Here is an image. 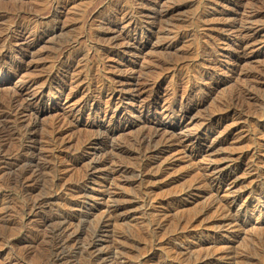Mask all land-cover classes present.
I'll return each mask as SVG.
<instances>
[{"label": "rangeland", "instance_id": "374dc122", "mask_svg": "<svg viewBox=\"0 0 264 264\" xmlns=\"http://www.w3.org/2000/svg\"><path fill=\"white\" fill-rule=\"evenodd\" d=\"M51 1L0 0V97L19 93L18 108L29 105L23 120L35 124L39 164L54 122L67 132L61 137L65 169L45 170L32 192H20L0 174V264H45L48 232L31 221L41 210L29 212L26 204L46 195L54 199L44 214L64 209L74 216L71 228L83 230L76 244L102 223L97 249L110 253L96 264H264V207L256 205L264 199V0ZM20 21L28 30L15 27ZM241 29L257 36L237 59ZM129 43L142 46L140 54ZM113 88L123 97L112 98ZM238 90L247 94L243 101ZM206 120L210 128L201 126ZM152 125L182 142L198 135L200 154L175 143L155 154V168L146 171L144 159L116 152L115 144L130 145ZM106 132L107 151L95 141L73 156ZM106 155V166L95 167ZM164 161L172 164L165 172ZM126 163L133 171H118ZM197 165L212 166L209 177L231 169L228 190L208 192L198 183ZM56 173L61 188L48 193ZM74 181H86L85 196H73ZM230 203L238 221L218 214V205ZM186 217L189 223L180 225ZM36 231L39 240L29 245Z\"/></svg>", "mask_w": 264, "mask_h": 264}, {"label": "bare ground", "instance_id": "6f19581e", "mask_svg": "<svg viewBox=\"0 0 264 264\" xmlns=\"http://www.w3.org/2000/svg\"><path fill=\"white\" fill-rule=\"evenodd\" d=\"M59 0H52L51 1V6H53L54 4L58 3ZM52 8V7H51ZM51 10V9H50ZM253 13V12H252ZM36 14V13H34ZM132 14V13H131ZM251 18V17H250ZM249 18V19H250ZM254 18V17H253ZM15 27L20 26L23 27V29H27L28 26L27 24L25 25V23L21 24L20 22H15L14 23ZM23 25V26H22ZM234 26V25H233ZM30 29V28H29ZM136 29V28H135ZM28 30V29H27ZM9 31V30H8ZM26 31V30H25ZM239 33L238 34V40H237V44H238V50L239 53L237 55V59H240V51L243 50L241 49L242 46L244 45V43L246 41H251L253 39H255L256 36L253 34H250L244 30H238ZM13 34V33H12ZM256 40V39H255ZM257 42V41H256ZM246 44V43H245ZM127 46L129 47L128 49L130 50V52H134L135 55L140 54L142 46L134 44V43H129L127 44ZM132 47V48H130ZM244 48V47H243ZM241 49V50H240ZM1 54V53H0ZM243 54V53H242ZM1 56V55H0ZM31 82V81H30ZM29 82V83H30ZM32 84V83H31ZM19 93H16L15 96L11 97V98H3L0 97V174L3 173V171L6 172V174H8V182L10 184H13V188H16L17 190H19L20 192H25V193H29L32 192L38 183V179H40V175L45 172V170H47L48 168H51L54 171H60L61 167L63 166L62 164L64 162L67 161V158L64 157L62 155V153L64 152V143L62 140V135L63 131L61 129V127H59V123L54 122V126L53 129L51 128V132L49 133V135L44 137L47 139V143H48V154L45 155V161L44 163L42 162V164H39L38 161L35 160V156H34V151H33V142H35V124L34 123H26L25 119L23 120L25 113H27L30 110L29 105L24 104L20 109L18 108V98H19ZM110 95V94H109ZM116 95H118L119 98H122L123 96L121 95V92L116 89L113 88L111 90V97H115ZM236 97L239 100L245 99L246 95L245 92L243 91H236ZM12 96V95H11ZM8 97V96H7ZM110 97V98H111ZM241 101V102H242ZM240 102V103H241ZM264 113V112H263ZM65 116V115H63ZM74 116V115H73ZM72 117V116H71ZM264 117V116H263ZM262 117V118H263ZM63 119V118H62ZM77 119V118H76ZM60 120V119H59ZM57 120V121H59ZM61 121V120H60ZM59 121V122H60ZM67 122L69 123L70 121L67 120ZM72 122V121H71ZM70 122V123H71ZM66 123V122H64ZM187 123V122H186ZM59 125V126H58ZM151 126V125H150ZM149 126V130L146 131H142V133H140L135 139H133L132 142H128L131 143L130 145L127 144L126 146L124 145H118L115 144L114 147L116 148V152L120 153V154H127V156H123L121 155V159L126 158L130 155L131 157H137L140 159H144V162L141 164L142 169H145L147 171V169L149 168L150 170L155 168V160L154 156L155 154H159L162 153L164 151H166V149L170 148L173 144L178 143L182 149H180L181 151L185 152V150L189 149L191 154L197 155V153H199L198 151V145H195L194 140H196L199 144V141L201 140L198 135H191V133H189V139H187L186 142H182L179 137L175 134V133H171L169 132L167 129H163L162 132L160 130L155 129V127L152 125V127ZM177 126H181V123H179V125ZM201 126L203 128H210L212 126V122L211 120H206L201 122ZM200 126V127H201ZM58 127V129H57ZM183 127V126H182ZM185 127V126H184ZM65 129V127H64ZM181 129V128H180ZM183 129V128H182ZM179 130V129H178ZM166 132L168 133V136H165L164 134H166ZM161 136V137H160ZM165 136V137H163ZM160 137V139H159ZM108 138H109V134L108 132H106V134L104 133L103 135H101L100 137L97 138H89L88 141L86 140V142L84 144H82V146L78 147V150L76 152V154H74L73 156H81V154L83 153V149L86 148L87 145L91 144L92 142H99V143H103V149L104 150H108L111 146H107V142H108ZM45 141V140H44ZM179 141V142H178ZM83 142V141H82ZM177 144V145H178ZM66 145V144H65ZM113 147V148H114ZM66 148V147H65ZM114 148V149H115ZM177 148V146H176ZM201 148V147H200ZM46 150V148H45ZM110 151H108L107 153H109ZM115 153V152H114ZM186 153V152H185ZM189 153V154H190ZM164 154V153H163ZM190 154V155H191ZM200 154V153H199ZM111 155V154H110ZM241 155V154H240ZM244 155V154H243ZM246 155V154H245ZM248 155V154H247ZM8 156H14L16 159L13 161H9L6 160V157L8 158ZM123 156V158H122ZM165 156V155H164ZM201 156V155H200ZM44 157V156H43ZM112 157V156H111ZM130 157V158H131ZM134 157V159H135ZM190 157V156H189ZM37 158V157H36ZM59 158V159H58ZM129 158V159H130ZM246 158V156H245ZM60 160L59 162H55V160ZM62 159V160H61ZM111 159V158H110ZM109 156L106 155L104 156V158L100 159L98 161V164L95 166H102L108 163V161L110 160ZM128 159V160H129ZM192 159V158H190ZM69 160V159H68ZM133 160V159H132ZM137 160V159H136ZM164 160H166L164 158ZM168 160V159H167ZM171 160V159H170ZM42 161V160H41ZM138 161V160H137ZM195 161V160H194ZM193 161V162H194ZM55 162V163H52ZM121 162V161H120ZM165 162V161H164ZM160 163L159 166L161 167V170L165 172V170L172 165L171 163ZM174 162V161H173ZM124 163V162H123ZM132 163V162H131ZM134 163V162H133ZM175 163V162H174ZM122 164V163H120ZM128 163L123 164L120 166L118 171H122V173L124 171L130 170L131 167L130 165L127 166ZM258 161L255 162L254 165H256L258 167ZM198 166V165H197ZM260 166V165H259ZM64 167H62L63 169ZM65 169V168H64ZM135 169V168H134ZM141 169V170H142ZM160 169V168H159ZM195 169V168H194ZM210 169H212V166L210 165H200L196 168L198 175L200 176L199 178V184L202 186H204L206 188V190L208 192H210L212 195L216 196V194H218L220 191L227 189V187L229 186L226 183V179L228 178V175L230 174V172L232 171L229 168H220L219 172L214 175L213 177H209L207 176L208 171H210ZM257 169V168H256ZM112 170V169H111ZM132 170V169H131ZM234 170V169H233ZM255 170V169H254ZM50 171V170H49ZM133 171V170H132ZM135 171V170H134ZM61 172V171H60ZM115 172V171H114ZM140 172V171H139ZM193 172V171H192ZM261 172V171H260ZM111 173V172H110ZM147 173V172H146ZM145 173V174H146ZM258 173V172H257ZM4 174V173H3ZM112 174V173H111ZM149 174V173H148ZM159 174V173H158ZM213 174V173H212ZM5 175V174H4ZM3 175V176H4ZM56 176V177H55ZM54 176V179L52 180V184L49 186V188L47 187V183H46V187L48 188V193H52V191H54L55 189H60L61 184H62V180L61 178L57 175ZM260 176V175H259ZM43 177V175H42ZM41 177V178H42ZM160 177V176H158ZM6 180V177H4ZM64 178V177H63ZM78 180V179H77ZM235 180V179H234ZM41 181V180H40ZM47 181V180H46ZM155 181V180H154ZM198 181V180H197ZM232 181V180H231ZM5 182V181H4ZM64 182V180H63ZM75 182V181H74ZM234 182V181H233ZM40 183V182H39ZM51 183V182H50ZM86 183V181H76L73 185L74 189V194L73 196L75 198H80L86 195V191L84 188V184ZM170 183V182H169ZM232 183V182H231ZM236 183V182H235ZM4 184V183H3ZM49 184V183H48ZM67 184V183H66ZM7 185V184H6ZM65 185V184H64ZM196 185V184H195ZM12 186V185H11ZM200 187V186H199ZM40 188V187H39ZM45 189V188H44ZM66 189V188H65ZM72 189V187H71ZM40 190V189H39ZM43 190V189H42ZM205 190V189H204ZM228 190V189H227ZM61 191V190H60ZM68 191V190H67ZM188 191V190H187ZM222 191V192H224ZM41 192V191H40ZM184 192V191H183ZM206 192V191H205ZM43 193V192H42ZM54 193V192H53ZM73 193V192H71ZM182 193V192H181ZM32 194V193H31ZM30 194V195H31ZM63 194V193H62ZM183 194V193H182ZM181 194V195H182ZM207 194V193H206ZM33 195V194H32ZM31 195V196H32ZM175 195V194H174ZM180 195V194H179ZM29 196V195H28ZM39 196V195H38ZM218 196V195H217ZM30 197V196H29ZM28 197V198H29ZM34 197V196H33ZM29 198V200L27 201L26 204V208L27 210H29V212H31L32 210L37 209L36 212H38V210L40 211L39 215L37 218H35L34 220L32 219L31 221L33 222H38L37 227L42 228V229H46L48 232V235L46 237V245H45V254L47 256H43L46 257L44 259H42V261H44L45 264H80V260L79 258H77L78 255H80L81 257L85 256L84 262L85 264H96L98 263L103 255L110 253L109 251H104L103 252H99L97 249V236L99 231L101 230V228L103 227L101 224H99L97 226V228L94 230L92 237L89 238V240L83 245L80 243L76 244L79 236L81 235V232L83 231L82 229H72L71 227H73V214L70 212H60V213H55V212H47V213H43L42 209L44 208V206L49 205L50 203H52L53 201V197H49V196H44V197H36V198ZM67 197V196H65ZM172 198V197H171ZM172 200V199H171ZM233 200V199H232ZM238 200V199H237ZM256 200V199H255ZM57 201V200H56ZM66 201V200H65ZM174 201V200H173ZM220 201V200H219ZM253 201V200H252ZM162 202V201H161ZM175 202V201H174ZM26 203V202H25ZM155 203V202H154ZM170 203V202H169ZM212 203V202H211ZM210 203V204H211ZM219 202H216L213 206H216V204H218ZM234 203V202H233ZM251 203V202H250ZM55 204V203H54ZM72 204V203H71ZM76 204H80V203H76ZM163 204V203H162ZM175 204V203H174ZM179 204V203H178ZM209 204V205H210ZM225 204V203H224ZM218 205V209H219V213L221 215H226L228 217H230L232 219V221H238L240 214L239 213H235L232 214L231 212V208L230 205ZM260 204L262 207H264V199L258 201V203L256 205ZM255 205V204H254ZM52 207V205H50ZM69 206V205H68ZM245 206V205H244ZM247 206V204H246ZM179 207V206H178ZM65 208H67V206H65ZM69 208V207H68ZM211 208V207H210ZM245 208V207H244ZM249 208V207H248ZM14 209V208H13ZM21 210V209H20ZM45 211V209H44ZM49 211V210H48ZM56 211V210H55ZM245 210H243V212H245ZM242 212V213H243ZM10 213V212H9ZM24 213V212H23ZM12 214V213H11ZM32 214V213H31ZM246 214V212L244 213ZM15 215V214H14ZM25 216V215H24ZM108 216V214H107ZM110 216V215H109ZM108 216V219H109ZM77 217V216H76ZM185 217V216H184ZM188 217H186V219L183 218V220H181V222H179V224L181 225L182 223H189V221L187 220ZM197 218V217H196ZM223 218V217H222ZM80 219V218H79ZM112 219V218H111ZM193 220V218H192ZM107 221L109 222L110 220L104 221L103 223H107ZM230 221V222H232ZM24 223V222H23ZM177 223V222H176ZM175 223V224H176ZM195 223V222H194ZM223 223V222H222ZM163 224V222H162ZM184 224V225H185ZM27 226V224H25ZM78 225V224H77ZM177 226V225H176ZM17 227V226H16ZM160 227V226H159ZM240 227V226H239ZM34 228V227H33ZM75 228V227H73ZM151 228V227H150ZM182 228V227H181ZM187 228V227H186ZM243 228V227H242ZM180 229V228H179ZM189 229V228H188ZM177 230V229H176ZM193 230V229H192ZM33 231V230H32ZM181 231V230H180ZM184 231V230H183ZM42 232H44L42 230ZM149 232L151 234H153L155 231L153 229H149ZM179 233V232H178ZM182 233V232H181ZM45 234V232L43 233ZM127 234V233H126ZM145 234V233H143ZM187 234V232H186ZM130 235V234H129ZM135 235V234H134ZM147 235V234H146ZM175 235V234H174ZM133 236V235H132ZM131 236V237H132ZM148 236V235H147ZM154 236V235H153ZM25 237V236H24ZM89 237V236H88ZM129 237V236H128ZM127 237V238H128ZM140 237V236H139ZM184 237V235H183ZM182 237V238H183ZM263 237V236H262ZM133 238V237H132ZM131 238V239H132ZM144 238V237H143ZM143 238H141L143 240ZM146 238V236H145ZM181 238V236H180ZM188 238V237H187ZM20 239V237H19ZM41 239V238H40ZM124 239V238H123ZM140 239V240H141ZM147 239V238H146ZM186 239V238H185ZM259 240V238H257ZM39 240V235L36 231V233L33 234V236H31V240L29 239L28 243L29 245L34 244L35 242H38ZM80 240V239H79ZM127 240V239H126ZM139 240V239H138ZM165 240V239H164ZM170 240V239H169ZM43 241V240H42ZM132 241H134L132 239ZM257 241V240H255ZM137 242V241H136ZM145 242V241H143ZM171 242V241H170ZM264 242V241H263ZM134 243V242H133ZM138 243V242H137ZM140 243V242H139ZM166 243V242H165ZM174 243V242H173ZM262 243V242H261ZM40 244V243H39ZM150 244V243H149ZM172 244V243H171ZM259 244V243H257ZM135 245V244H134ZM151 245V244H150ZM136 246V245H135ZM141 246V245H140ZM172 246V245H171ZM74 250H72L73 248ZM109 247V246H108ZM166 247V246H165ZM76 248V249H75ZM123 248V247H122ZM152 248V247H151ZM149 247V249H151ZM260 248V247H259ZM27 249V248H26ZM44 250V249H43ZM109 250V249H108ZM198 250H200V248H198ZM28 251V249H27ZM172 251V250H171ZM137 252V251H136ZM152 252V251H150ZM185 252V251H184ZM200 252V251H199ZM259 252V251H258ZM26 252L23 253L24 257ZM174 254V252H173ZM182 254V253H181ZM185 254V253H184ZM242 254V253H241ZM245 254V253H243ZM242 254V255H243ZM147 255V254H146ZM180 255V253H179ZM233 255V254H232ZM246 255V254H245ZM256 254H254L253 256H255ZM264 255V254H263ZM187 256V255H185ZM190 256V255H189ZM188 256V258H190ZM251 253L250 256H248L249 258H251ZM41 257V256H40ZM80 257V258H81ZM144 257V256H142ZM170 257V256H169ZM183 257V256H182ZM238 257V256H237ZM232 258V257H231ZM244 258V257H241ZM240 258V260H241ZM83 258H81L82 260ZM181 259V258H180ZM199 259L201 260L202 263H205L206 261V255H202L201 257H199ZM198 259V260H199ZM237 259V258H236ZM21 260V259H20ZM79 260V261H78ZM170 260V259H169ZM179 260V259H178ZM184 260V259H182ZM187 260V259H186ZM239 261V259H237ZM244 260V259H243ZM79 263H78V262ZM83 261V260H82ZM189 261V260H188ZM209 262V261H208ZM196 264V262H195Z\"/></svg>", "mask_w": 264, "mask_h": 264}]
</instances>
